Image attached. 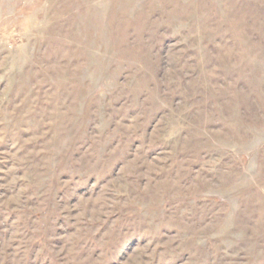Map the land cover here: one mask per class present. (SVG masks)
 Instances as JSON below:
<instances>
[{
	"label": "rangeland",
	"instance_id": "374dc122",
	"mask_svg": "<svg viewBox=\"0 0 264 264\" xmlns=\"http://www.w3.org/2000/svg\"><path fill=\"white\" fill-rule=\"evenodd\" d=\"M0 264H264V0H0Z\"/></svg>",
	"mask_w": 264,
	"mask_h": 264
}]
</instances>
